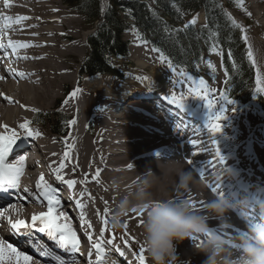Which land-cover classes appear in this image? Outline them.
Segmentation results:
<instances>
[{
	"label": "bare ground",
	"instance_id": "obj_1",
	"mask_svg": "<svg viewBox=\"0 0 264 264\" xmlns=\"http://www.w3.org/2000/svg\"><path fill=\"white\" fill-rule=\"evenodd\" d=\"M244 1L252 23L250 35L256 38L252 49L262 66L264 0ZM57 2L0 0V45L6 52L4 66L0 65V143L6 142V137H15L17 142L27 136V130L31 131L48 164L47 176L42 175L41 182L34 166L23 161L29 171L18 177V188L9 190L7 199L0 204L1 223L8 224L15 218L31 221L33 215L40 216L44 208L48 210L41 195L43 188L38 187L43 183L60 200L53 209L60 215L59 223L69 224L79 243L82 240L92 249L96 244H101L103 250L116 247L121 264H149L145 250L143 262L139 259L140 249H144L143 214L129 213L118 229L112 227L110 216L117 200L127 194L128 186L151 170L156 174L151 191L157 199L191 197L194 204L202 207L222 193L231 206L229 232L242 233L250 221L247 214L240 215L235 210L242 203V195L249 198L244 202L250 205L245 206L248 211L254 202L264 201V124L250 121L257 119L252 113L237 115L231 104L217 98L215 92L202 91L187 76L165 70L146 50L138 52L140 56L131 72L133 79L128 82L82 76L77 64L84 48L80 31L71 13ZM22 17L27 19H18ZM75 86L81 90V97L73 95ZM159 91L160 100L154 102L151 95ZM128 92V96L138 99H129ZM173 95L183 99L184 108L162 100ZM123 100H130L136 107L125 112L120 103ZM224 107L225 118L213 121L222 129L214 133L207 126L209 118ZM56 110L75 115L76 124L66 136L55 134L42 118ZM34 116L40 123L31 125ZM84 122L88 127L82 130ZM24 124L27 130L21 127ZM192 140L197 143L191 144ZM217 146L224 162L217 154ZM189 170L194 181L187 190L177 189L180 173ZM68 180L75 184L69 186ZM114 180L120 182L119 192L111 186ZM258 214L254 217L258 218ZM208 223L212 231H219L218 219ZM5 228L8 226L0 227V240L17 248L20 239ZM174 243L178 264H203L206 257L197 250L199 239ZM17 249L32 257L30 264H40L34 249ZM107 255L104 252L103 264L113 259Z\"/></svg>",
	"mask_w": 264,
	"mask_h": 264
},
{
	"label": "trees",
	"instance_id": "obj_2",
	"mask_svg": "<svg viewBox=\"0 0 264 264\" xmlns=\"http://www.w3.org/2000/svg\"><path fill=\"white\" fill-rule=\"evenodd\" d=\"M65 1L75 4L89 20H99L101 0ZM154 2L155 7L149 8L140 0H111L105 20L90 36L91 51L84 62V70L90 74L111 71V56L125 54L126 45L121 35L128 28L130 19L174 63L190 70L196 63H201L205 52L220 48L230 95L241 101L252 98L256 84L242 29L229 18L220 0ZM201 9L206 13L205 27L195 30L191 25H182L186 13ZM259 97L264 104L263 96ZM65 126V120L60 118L53 122L56 130Z\"/></svg>",
	"mask_w": 264,
	"mask_h": 264
},
{
	"label": "clouds",
	"instance_id": "obj_3",
	"mask_svg": "<svg viewBox=\"0 0 264 264\" xmlns=\"http://www.w3.org/2000/svg\"><path fill=\"white\" fill-rule=\"evenodd\" d=\"M155 178L151 170L141 174L117 200L110 216L112 227L118 229L129 213L143 214L142 242L149 264H178L174 241L193 238L200 240L197 250L206 257L203 264H264V203L258 206V218L251 219L242 233H230L231 206L223 195L202 207L190 197L157 199L151 191ZM193 181L192 171H182L177 189L187 190ZM111 186L119 192V181ZM212 218L220 221L218 232L210 229ZM105 264L118 262L108 259Z\"/></svg>",
	"mask_w": 264,
	"mask_h": 264
},
{
	"label": "rangeland",
	"instance_id": "obj_4",
	"mask_svg": "<svg viewBox=\"0 0 264 264\" xmlns=\"http://www.w3.org/2000/svg\"><path fill=\"white\" fill-rule=\"evenodd\" d=\"M55 1L56 2L58 1L57 3L59 5H61L62 8L66 9L67 11H69L71 13V17L73 19H75V28L78 31H80L79 32L80 39L82 38L81 40L83 42L84 48H83V52H82L83 53L82 57L79 59L77 64H78V66L82 67L83 61L86 60L87 56L89 55L88 53L90 51V47H89V44L87 42V38L89 37L90 34H92L94 32V30H95L94 24L93 23L89 24V21H87L85 16L81 15L79 13V11L74 9V7H72L71 5L69 7L65 3H63L61 0H55ZM232 1H233V3H235L237 5V8L234 10H230L229 12H231V14L235 20H237L238 22H240L241 24L244 25L245 37H246V46L248 47L249 51H251V53H252L251 59H252V63L254 64V67L256 69H258L256 67V64L258 67H261L260 70L256 71L257 77H258V73L261 74V76H262V74L264 73L263 65L262 66L259 65V62L257 61L256 56H255L253 49H252V43L254 41H256V38L252 34L250 35V28L252 26L251 25L252 23L248 19L249 17H248V13L246 11V9H247L246 8V2L244 0H242V4H241L240 0H232ZM193 20L195 21L196 26L197 25L203 26L206 24L205 15L203 12H200L196 16L190 17V22H192ZM125 38L126 39H128V38L134 39L133 40L134 45L130 48L128 57L126 59H116L115 63L113 62L115 67L117 68V71H118L116 74H120L121 72H124V71H126V73L131 74V72L133 71V64L135 63V60H137L138 57L140 56V54H138V52L145 50V49H141V48H146L147 50L151 51L157 57L156 59H155V57H152L153 56L152 53H150L148 51L147 52L152 55V56L151 55H149V56L154 61H157V63H159V66L162 64L161 66L164 65V66H166V68L173 69L170 67V64L168 62H166L162 57H160L158 55V53H156L149 44L144 43L142 40L139 39V37H134V36H132V34H127L126 36L124 35V39ZM132 49L135 50V51H133V53H137L138 55L135 54L133 56V53H131ZM136 49H139V50L136 51ZM202 65H204L206 67V69L209 71V74H206V75L202 74L199 77H194V79H197V85H198V82L200 80H203L205 83H204V85H201V87L203 89L202 91H204V90L209 91L210 90L213 93L215 92L214 95L217 98H221L224 103L228 104L224 98L227 97L228 100H231V99L228 98V96H227L228 94L226 93V89H225L226 76H225L224 69H223L221 54L219 52H213L212 54H206L205 57L203 58ZM164 66H163V68L165 69ZM165 70H167V69H165ZM174 70L175 69L167 70V71L175 72ZM175 73H177V72H175ZM180 73H182V75L186 74L184 72V70H181V72H179L177 74H180ZM130 74H128V77L133 76V74L132 75H130ZM106 75H108V74L98 73L95 75H86V76H87V78L94 77V76H103V77H109L110 80L112 79L113 81H118L119 83L125 82L122 80L120 81L119 77L114 76L115 74H113V76L112 75L106 76ZM82 76H84V75H82ZM220 77H221V79L223 78L222 81L219 80ZM257 86L260 89H264V84H258ZM78 89H79V87H76L75 94L77 96L75 95V97H81L82 96V95H80L81 90L79 89V91H77ZM239 103L234 101V100H232V103H230L232 105L233 109H235V111L237 112V115L240 116L243 113H250V114L252 113V115L254 114V116H256L257 119H252L250 121H253L254 123H257L260 125L264 124V110H263L264 108L262 109L261 106L258 105L255 101L249 102L247 104H239ZM252 104H253V106H251ZM239 105H242V106H239ZM58 114L67 115L69 113H65V112L62 113L60 110H56V111H54L48 115L49 122L51 123V121H53V119L56 118V115H58ZM48 117H45V118H48ZM263 129H264V126H263Z\"/></svg>",
	"mask_w": 264,
	"mask_h": 264
},
{
	"label": "snow or ice",
	"instance_id": "obj_5",
	"mask_svg": "<svg viewBox=\"0 0 264 264\" xmlns=\"http://www.w3.org/2000/svg\"><path fill=\"white\" fill-rule=\"evenodd\" d=\"M241 4H242V0H240ZM11 20V18H9ZM18 19H27V17H22V18H18ZM235 23V21H233ZM192 23H195V21L193 20ZM237 27H239V25H237ZM246 39V37H245ZM11 43V42H9ZM0 47H4L3 45H0ZM15 47V46H14ZM21 47H29V45H21ZM252 53L251 51H249V57L251 58ZM254 62V61H253ZM195 83V82H194ZM204 81L200 80L198 82V86L204 85ZM257 83L258 84H264V76H261L258 73V77H257ZM259 90H264V89H258ZM79 91V89L77 90ZM73 95H75V93H73ZM197 97H200L197 94ZM203 98V97H200ZM169 103L177 105L180 108H183L184 106V101L183 99L178 100L176 96H171V97H166L165 98ZM226 100V102L228 104L232 103V100H228L227 97L224 98ZM208 107L212 108V102L208 101ZM227 111V108L224 107L222 111H220L219 114H215L214 117H210L209 118V123H208V128L211 129L212 132L214 133H218L221 131L222 129V125L220 123H215L213 121H219L221 119L225 118L224 113ZM72 123H75V121H73ZM21 127H24L26 130L28 128L27 124L21 125ZM28 135H33L34 133L31 131H27ZM6 142L4 143H0V191H7L8 188H18V177L21 175L23 169L22 166H16V165H11L6 163V156L7 154L12 150V146L15 144V137H6L3 138ZM191 144L195 145L197 142L195 140L190 141ZM215 144L216 141H214ZM217 154L220 157L221 162L225 161L224 156L221 154L218 146H217ZM195 155V153H194ZM190 164L192 163L191 160L188 161ZM211 163V162H209ZM63 167V165L61 166ZM203 176V171H201L200 173ZM99 175V172H97V176ZM41 182L44 181V177L41 176ZM58 180H63V177L61 176H57ZM66 183L69 186H73L75 184L74 180H68L66 181ZM38 187H42L43 191L41 193V195L43 196V198L47 201V205H48V213L47 214H41L40 216H36L33 215L31 217L32 223L31 224H26V222L24 220H18L16 223H12L9 220V223L11 224V228L17 233V234H28L31 233L32 229H36L39 232H45L47 230V232L55 239H57V241L63 245V246H70V249L73 253H76L78 251V246H79V240L77 239V235L75 233V231L72 230L71 226L67 223L64 224H60L57 223V217L52 215L53 209L55 207H58L60 204V200L57 199L53 194H52V189L49 185L43 184L41 183V185H38ZM215 190V189H213ZM27 191V190H26ZM222 195V193H221ZM191 198V197H190ZM201 204L203 202H200ZM81 208H83V205H79ZM62 215V214H61ZM39 221L40 225H42V227L37 228V224L36 222ZM22 228H26L29 231L28 232H24L21 233V229ZM195 239V238H193ZM96 249L98 250V252L101 255V259H98L97 264H103V255H104V250L101 246V244H96L95 245ZM7 250L8 255H5V251ZM42 253L44 252L41 251ZM143 252L144 249L141 248L140 249V253L141 255L139 256V259L141 260V262H143ZM121 255H123V253H121ZM32 260V257L25 254L24 252H21L19 249L13 247L11 244H7L5 245L3 240H0V264H5V262H7V264H30ZM71 264H75V261L73 260L71 262Z\"/></svg>",
	"mask_w": 264,
	"mask_h": 264
}]
</instances>
